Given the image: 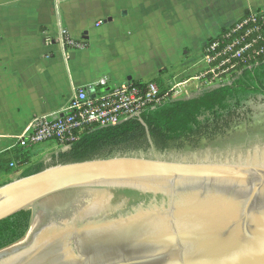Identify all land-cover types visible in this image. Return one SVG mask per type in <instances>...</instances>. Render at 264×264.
I'll return each mask as SVG.
<instances>
[{
    "label": "water",
    "instance_id": "water-1",
    "mask_svg": "<svg viewBox=\"0 0 264 264\" xmlns=\"http://www.w3.org/2000/svg\"><path fill=\"white\" fill-rule=\"evenodd\" d=\"M0 185V221L33 210L0 264H264V121L198 145L58 163ZM117 189L151 194L122 212ZM70 214L37 229L40 205Z\"/></svg>",
    "mask_w": 264,
    "mask_h": 264
},
{
    "label": "crops",
    "instance_id": "crops-1",
    "mask_svg": "<svg viewBox=\"0 0 264 264\" xmlns=\"http://www.w3.org/2000/svg\"><path fill=\"white\" fill-rule=\"evenodd\" d=\"M263 8L264 0H0V155L18 147L33 118L62 110L74 89L185 73L183 56ZM59 27L84 46L63 45ZM55 145L40 148L62 150ZM28 149V163L10 164L20 174L34 164L38 148Z\"/></svg>",
    "mask_w": 264,
    "mask_h": 264
},
{
    "label": "built area",
    "instance_id": "built-area-1",
    "mask_svg": "<svg viewBox=\"0 0 264 264\" xmlns=\"http://www.w3.org/2000/svg\"><path fill=\"white\" fill-rule=\"evenodd\" d=\"M58 30L63 45L84 46V41L74 40L66 28ZM263 62L264 8L247 12L219 35L205 41L201 65L194 74L181 80L173 77L161 83L139 80L123 85H110L104 77L94 84L76 88L62 110L33 118L18 136V146L28 149L54 141L66 151L87 130L119 125L150 107L184 99L188 90L228 84Z\"/></svg>",
    "mask_w": 264,
    "mask_h": 264
},
{
    "label": "trees",
    "instance_id": "trees-1",
    "mask_svg": "<svg viewBox=\"0 0 264 264\" xmlns=\"http://www.w3.org/2000/svg\"><path fill=\"white\" fill-rule=\"evenodd\" d=\"M85 44V43H84ZM83 44V45H84ZM158 83L162 81L155 79ZM257 96H264V62L245 70L233 81L207 89L196 96L170 100L150 107L136 117L116 126L92 128L81 133L70 148L58 154V163L83 161L95 157H110L123 147L128 151L154 145L166 150L184 143L198 145L202 137L213 138L228 127L230 121ZM30 149L18 146L0 155V173H10L12 160L26 164ZM120 154H127L120 152ZM54 163V164H58ZM46 168L45 163L31 164L20 177ZM19 177V178H20ZM115 200L122 199V212L130 211L140 202L147 204L151 194L131 189L112 191ZM33 210L20 211L0 221V251L23 241L32 225Z\"/></svg>",
    "mask_w": 264,
    "mask_h": 264
},
{
    "label": "rangeland",
    "instance_id": "rangeland-1",
    "mask_svg": "<svg viewBox=\"0 0 264 264\" xmlns=\"http://www.w3.org/2000/svg\"><path fill=\"white\" fill-rule=\"evenodd\" d=\"M204 44H205V42L203 43V45L201 46L199 51H197L196 53H192L189 57H187V56L182 57L181 60L184 62L186 61V62H188L187 64H189L184 69L185 73H183L182 71H179V70H175V71L172 70L170 75L177 77L180 80V79H184L182 77L186 78L187 76L192 74L193 73L192 69L195 68L194 65H197V66L201 65L200 61L202 59ZM151 63H154V61H151ZM196 69H197V67L195 68V70ZM150 78L151 77L148 76L145 78V80H149ZM205 90H207V89L188 90L184 94V96H185V98H190V97L196 96L197 94L202 93ZM262 121H264V96H257L255 98L248 100L245 103L244 107L239 112V115L235 116L234 118L231 119L227 128L220 131L213 138L202 137L199 140V143L211 141V140H214V139L226 136V135H230V134L242 131V130L247 129L253 125H256ZM187 145H192V144L189 142L184 143V146H187ZM46 146L51 147V148L56 147L54 141L53 142L48 141V142L42 143L41 145H36V146L32 147L33 149L38 148V150L35 152H34V150H32L33 151L31 153L32 163H34V164L40 163V162L48 163V161H51L54 156L58 155L62 151V150L59 151V150H55V149L40 148V147H46ZM170 148H176V146L172 145ZM156 150H159V149L157 147H155L154 145H150V146H148V148L144 147V148H140L137 150H131V151L123 149V147H120L119 149H117V153L118 152L119 153L124 152L127 154H137V153H144V152H150V151H156ZM48 166H50V165H47L46 167H48ZM10 167L12 168V171L10 173H8V175H6V174H3V176H2V174L0 175V185L5 183L6 181L8 182V180L11 179L12 177L20 175V173H18V169H16V167H13V166H10Z\"/></svg>",
    "mask_w": 264,
    "mask_h": 264
},
{
    "label": "flooded vegetation",
    "instance_id": "flooded-vegetation-1",
    "mask_svg": "<svg viewBox=\"0 0 264 264\" xmlns=\"http://www.w3.org/2000/svg\"><path fill=\"white\" fill-rule=\"evenodd\" d=\"M59 158L58 155L54 156L51 161L45 163V165H52L54 163H58ZM67 197H53L48 199L47 201L43 202L40 205V223L37 227L40 228L41 226L50 225L54 221H58L61 217L66 216L67 214L71 213L69 208H65ZM115 200V197H114Z\"/></svg>",
    "mask_w": 264,
    "mask_h": 264
}]
</instances>
